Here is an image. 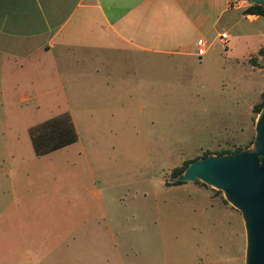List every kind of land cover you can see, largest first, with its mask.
<instances>
[{
    "label": "crops",
    "instance_id": "0c3cea01",
    "mask_svg": "<svg viewBox=\"0 0 264 264\" xmlns=\"http://www.w3.org/2000/svg\"><path fill=\"white\" fill-rule=\"evenodd\" d=\"M248 5L247 0H0L1 99L8 105L56 107L27 124V135L29 126L66 112L74 141L39 155L30 145L36 156L67 150L78 133L64 106L143 105L156 99L162 83L185 87L176 75L190 66L201 68L213 55L207 53L219 41L217 34L226 32L223 24L234 25L240 18L248 25L241 30V58L257 52L264 45V14L245 13ZM199 40L208 43L202 55L196 50ZM192 182L206 190L205 205L216 203L210 250L224 248L232 236L241 245L239 211ZM12 199L9 211L0 215L6 223L0 227V264H149L140 250L138 257L132 250L134 260L126 259L116 238L125 216L109 215L99 195L55 193L45 200L44 194L28 196L19 188ZM28 202L50 203L51 225L19 213ZM227 218L235 225H222Z\"/></svg>",
    "mask_w": 264,
    "mask_h": 264
},
{
    "label": "rangeland",
    "instance_id": "374dc122",
    "mask_svg": "<svg viewBox=\"0 0 264 264\" xmlns=\"http://www.w3.org/2000/svg\"><path fill=\"white\" fill-rule=\"evenodd\" d=\"M247 26L245 18L223 24L227 42L214 40V51L207 53L213 55L201 68L190 66L176 75L185 87L162 83L152 103L64 106L78 133L67 150L36 156L25 130L55 106L8 105L0 96V215L9 211L19 188L28 196L44 194L45 200L55 193L99 195L109 215L125 216L116 238L127 260H134L135 249L136 257L137 250L147 254L149 264H243L242 220L237 225L242 226L241 245L232 236L224 248L210 250L216 203L205 205L206 190L192 181L171 184L176 176L170 171L206 153L250 146L255 105L264 100V53L241 58V30ZM198 184L224 199L220 190ZM52 208L28 202L18 212L46 226L52 223ZM5 224L1 217L0 227ZM221 224L235 222L227 218Z\"/></svg>",
    "mask_w": 264,
    "mask_h": 264
},
{
    "label": "water",
    "instance_id": "95a60500",
    "mask_svg": "<svg viewBox=\"0 0 264 264\" xmlns=\"http://www.w3.org/2000/svg\"><path fill=\"white\" fill-rule=\"evenodd\" d=\"M264 7V0H249ZM249 147L206 153L189 160L177 175L221 191L239 213L244 230L243 264H264V100Z\"/></svg>",
    "mask_w": 264,
    "mask_h": 264
},
{
    "label": "trees",
    "instance_id": "16d2710c",
    "mask_svg": "<svg viewBox=\"0 0 264 264\" xmlns=\"http://www.w3.org/2000/svg\"><path fill=\"white\" fill-rule=\"evenodd\" d=\"M243 11L245 13H258L264 14V7L260 4H255L249 1ZM259 54L264 53V45L260 46L257 50ZM263 102V101H262ZM262 102L255 105V112L257 113ZM29 140L35 154L39 155L49 150L55 149L65 145L76 139L74 127L66 112H61L53 115L43 121L33 124L28 127ZM235 150V149H234ZM229 152V151H222ZM220 153V152H219ZM189 160L184 161L180 166H175L171 169L170 175L176 176L171 184L184 182L177 175H179ZM166 184V183H165ZM201 184H204L201 182ZM226 202L225 199H223Z\"/></svg>",
    "mask_w": 264,
    "mask_h": 264
},
{
    "label": "built area",
    "instance_id": "2783aa9c",
    "mask_svg": "<svg viewBox=\"0 0 264 264\" xmlns=\"http://www.w3.org/2000/svg\"><path fill=\"white\" fill-rule=\"evenodd\" d=\"M228 34L225 31H221L217 34L218 40L221 42H224L227 38ZM207 41L205 40H199L196 43V50L198 55L204 54L207 48Z\"/></svg>",
    "mask_w": 264,
    "mask_h": 264
}]
</instances>
